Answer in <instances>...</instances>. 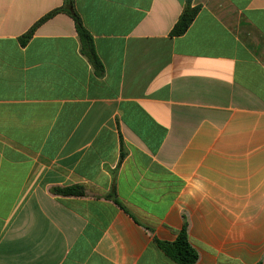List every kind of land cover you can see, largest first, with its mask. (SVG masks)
I'll return each mask as SVG.
<instances>
[{
  "label": "crops",
  "instance_id": "0c3cea01",
  "mask_svg": "<svg viewBox=\"0 0 264 264\" xmlns=\"http://www.w3.org/2000/svg\"><path fill=\"white\" fill-rule=\"evenodd\" d=\"M0 0V264H264V0ZM83 187L84 196L54 188ZM114 198L118 201L115 202Z\"/></svg>",
  "mask_w": 264,
  "mask_h": 264
},
{
  "label": "trees",
  "instance_id": "16d2710c",
  "mask_svg": "<svg viewBox=\"0 0 264 264\" xmlns=\"http://www.w3.org/2000/svg\"><path fill=\"white\" fill-rule=\"evenodd\" d=\"M200 9V6L192 5V0H187L178 21L171 31V36L178 37L184 35L194 22ZM59 13H65L72 17L82 44V51L88 57L98 73H102L104 69L103 64L96 53L94 40L88 30L84 27L82 19L75 8V0H64L61 7L53 10L41 18L26 34L21 37L22 44L26 45L42 24ZM52 192L56 195L64 196H84L85 194L83 187L79 186L54 188ZM114 201L118 202L115 198ZM157 243L159 248L177 264H196L198 261L199 255L189 241L187 224L183 226L175 241H158Z\"/></svg>",
  "mask_w": 264,
  "mask_h": 264
}]
</instances>
